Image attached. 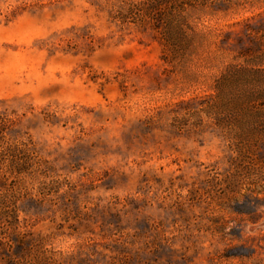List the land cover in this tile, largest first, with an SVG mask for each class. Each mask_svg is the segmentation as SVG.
<instances>
[{
  "label": "rangeland",
  "instance_id": "374dc122",
  "mask_svg": "<svg viewBox=\"0 0 264 264\" xmlns=\"http://www.w3.org/2000/svg\"><path fill=\"white\" fill-rule=\"evenodd\" d=\"M116 1L0 0V113L58 181L17 182L0 264H264V0Z\"/></svg>",
  "mask_w": 264,
  "mask_h": 264
},
{
  "label": "trees",
  "instance_id": "16d2710c",
  "mask_svg": "<svg viewBox=\"0 0 264 264\" xmlns=\"http://www.w3.org/2000/svg\"><path fill=\"white\" fill-rule=\"evenodd\" d=\"M114 5V19L156 29H160L163 22L170 27L172 19L184 12V0H117ZM15 123L14 118L0 113V254L11 244L9 233L15 231L20 222L18 206L9 199L17 182L26 176L39 179L43 186L58 182L47 180L52 176V165L39 155L31 139L18 138ZM23 239L17 237L18 247L26 244ZM7 264L21 263L10 260Z\"/></svg>",
  "mask_w": 264,
  "mask_h": 264
},
{
  "label": "water",
  "instance_id": "95a60500",
  "mask_svg": "<svg viewBox=\"0 0 264 264\" xmlns=\"http://www.w3.org/2000/svg\"><path fill=\"white\" fill-rule=\"evenodd\" d=\"M263 225H264V222H263Z\"/></svg>",
  "mask_w": 264,
  "mask_h": 264
}]
</instances>
